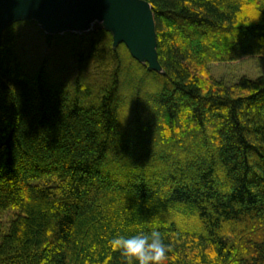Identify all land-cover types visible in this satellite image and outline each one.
Segmentation results:
<instances>
[{
    "label": "trees",
    "instance_id": "obj_1",
    "mask_svg": "<svg viewBox=\"0 0 264 264\" xmlns=\"http://www.w3.org/2000/svg\"><path fill=\"white\" fill-rule=\"evenodd\" d=\"M162 72L103 28L8 26L0 46V264H128L110 241L158 230L165 264H264V0H147ZM254 18V19H253Z\"/></svg>",
    "mask_w": 264,
    "mask_h": 264
},
{
    "label": "water",
    "instance_id": "obj_2",
    "mask_svg": "<svg viewBox=\"0 0 264 264\" xmlns=\"http://www.w3.org/2000/svg\"><path fill=\"white\" fill-rule=\"evenodd\" d=\"M23 20L36 21L50 35L103 28L111 33L114 49L123 43L148 70L162 72L156 23L147 0H0V46L5 29Z\"/></svg>",
    "mask_w": 264,
    "mask_h": 264
},
{
    "label": "clouds",
    "instance_id": "obj_3",
    "mask_svg": "<svg viewBox=\"0 0 264 264\" xmlns=\"http://www.w3.org/2000/svg\"><path fill=\"white\" fill-rule=\"evenodd\" d=\"M110 244L127 258L128 264H165L169 252V245L158 230L132 236L118 235Z\"/></svg>",
    "mask_w": 264,
    "mask_h": 264
},
{
    "label": "rangeland",
    "instance_id": "obj_4",
    "mask_svg": "<svg viewBox=\"0 0 264 264\" xmlns=\"http://www.w3.org/2000/svg\"><path fill=\"white\" fill-rule=\"evenodd\" d=\"M208 68L216 79H222L225 83H233L242 76L255 79L264 76V55H245L234 61L213 62L208 65ZM15 215L14 210L0 213V231Z\"/></svg>",
    "mask_w": 264,
    "mask_h": 264
}]
</instances>
